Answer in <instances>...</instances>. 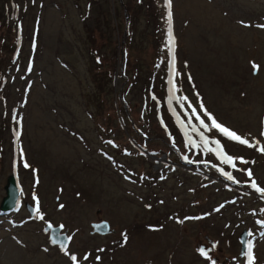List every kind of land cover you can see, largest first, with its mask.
<instances>
[{
	"label": "rangeland",
	"instance_id": "rangeland-1",
	"mask_svg": "<svg viewBox=\"0 0 264 264\" xmlns=\"http://www.w3.org/2000/svg\"><path fill=\"white\" fill-rule=\"evenodd\" d=\"M144 2L154 5L155 18L132 14L134 65L126 81L117 68L122 0H0V16L16 22L18 46L12 62H0V202L9 173L21 186L18 206L0 210V264H248L240 253L244 229L253 234L255 264H264V194L251 187L264 188V152L257 150L264 146V0H172L182 73L176 95L199 112L198 93L220 123L260 141L248 147L206 133L249 162L236 159V168L187 144L168 105L166 0ZM93 64L111 74L89 72ZM120 93L131 116L120 112ZM172 106L188 123V102ZM162 142L174 148L164 153ZM37 198L43 219L27 207L35 209ZM102 220L111 232L93 231ZM47 221L64 225L70 241L63 250L50 243ZM202 246L212 249L211 259Z\"/></svg>",
	"mask_w": 264,
	"mask_h": 264
},
{
	"label": "snow or ice",
	"instance_id": "snow-or-ice-1",
	"mask_svg": "<svg viewBox=\"0 0 264 264\" xmlns=\"http://www.w3.org/2000/svg\"><path fill=\"white\" fill-rule=\"evenodd\" d=\"M35 2V0H33V3ZM166 5L168 8L167 11V20H168V42L166 47L168 48V51L170 53L171 59L169 60L168 63V68H169V80H168V84L170 85L168 91H169V97H168V105H169V111L172 112L176 118V122L179 125V127L182 129L184 136L186 137V142L187 144L191 145L193 148L196 149H202L203 152L205 153H213L215 154V156L217 158H219L224 164H229L231 165L233 168H236L237 165L235 163L236 159H239L242 163L247 164L249 163L247 160H245L243 157H233L231 155H229L225 149H224V145L221 143L220 139H214V138H210L208 135H206V133H212L214 130L215 132H218L219 134H221L223 137L227 138L228 140L231 141H235L239 144L242 145H246L248 147H256L257 144H260L259 140H255L253 142H250L247 138L242 137L240 134H238L236 131L228 128L227 126H225L224 124L220 123L216 117L210 113L207 108L204 106L202 100H200L199 98V94L197 93V99L200 101L199 102V109L200 111H197V107L192 105L191 100L189 99L188 96H177L176 92L179 91V87L177 85L176 82V78L181 76L182 73L178 72L176 70V56H175V47H176V43H175V36L173 35L172 32V16L173 13L171 11V7H172V0H166ZM17 7H19L17 5ZM241 23L243 24L244 22L241 21ZM258 27H264V24L262 25H258ZM254 69H258V65H253ZM28 71H31V65H29ZM188 79L189 81H191V75H188ZM153 99H155V97H153ZM178 101L179 102V106L181 108L184 107L185 102H188V109H185L186 112L189 111L190 109V114L188 115V123H185V121L183 119H181L180 114L177 112L176 108L172 106V102L173 101ZM202 113V114H201ZM193 117L195 118V120L198 122L197 124L192 123ZM207 118V122L206 119ZM12 119L14 121H16V123L19 125L21 124L22 121V117H18L16 115L12 116ZM15 135L17 140H19V137L21 135V132L17 129L15 130ZM194 135L198 136V140L194 139ZM261 135H264V133H261ZM111 143V142H109ZM211 145H214V147H212ZM260 152H264V146H261L259 149H257ZM20 156L21 159H23V149H20ZM187 159V158H186ZM23 166L24 167H30V165L24 161L23 162ZM220 171L227 177V179L234 181L235 183H240L239 180H236L235 177L229 173L224 171L223 169H220ZM240 171H246L247 176L251 177L252 171L251 169H240ZM38 182V180H37ZM251 187L253 189H255L256 191L264 194V188H260L257 186L256 182L253 181L251 183ZM36 208L34 209V211L36 212V215L39 219H43V215L40 214V208H39V199L37 198L36 201ZM61 208H63V205L60 206ZM221 207H223V205H221ZM215 211H219V209H215ZM189 219V218H186ZM259 223L264 224V221H259ZM63 227V226H61ZM101 227H106V225L100 226L98 225L97 228H101ZM250 236L253 235L251 232L248 233ZM261 236L264 237V233H261ZM125 242L127 241V236H124ZM53 243H56V240H53ZM245 243V247H246V251L243 253V255H245L247 257V262L248 264H255V255L253 253V248H254V244L252 243V241H246ZM216 245L214 244L213 247H215ZM61 247L62 250L64 249V245L63 243H61ZM212 249H205L203 246L201 248L198 249V251L205 257L208 259H211L209 257V252ZM98 251H102L98 250ZM71 260L73 262L77 261V256L75 254L71 255ZM84 260L88 259V255H85L83 257ZM97 260L100 259L99 256L96 257ZM212 264H215V261H212Z\"/></svg>",
	"mask_w": 264,
	"mask_h": 264
},
{
	"label": "trees",
	"instance_id": "trees-1",
	"mask_svg": "<svg viewBox=\"0 0 264 264\" xmlns=\"http://www.w3.org/2000/svg\"><path fill=\"white\" fill-rule=\"evenodd\" d=\"M136 1H137L136 3L128 4V2L126 0H122V6L124 7V10H125L124 20H123L124 21V23H123V36L124 37H123V41L118 44V48H117V52L119 53V56L121 58L120 63H117V66H118L117 68H120L122 70L121 73H122L123 77H125L126 81L129 78V72H131V69L129 67L131 65H134L132 62L134 59L133 60L130 59V57L133 54L132 50H133V43H134V40H131L133 38V35H134V29H133V25H132V21H133V18H132L133 15L132 14H135V12H136L137 15L138 14L145 15L146 18L148 19V21L150 20L151 22L155 18V13H154V9H153L154 5L151 2H144V0H136ZM147 4L149 6H146ZM0 26L5 27V29L2 30L3 34L0 33V62H2V60L3 61L8 60V61L12 62L15 58L17 48H18L16 39L11 34V31L15 33V28L17 27L16 22L15 21L10 22V20L8 18L5 17V19H4L3 16H0ZM117 27H118V25H117ZM6 34H8V36ZM147 41H148V39H147ZM140 45H142V48H144V49H145V46H147V44L145 45L142 41H140ZM142 56H143L142 51H140L135 56V61L142 59ZM93 57L95 58V54L93 55ZM95 59H96L95 63H98V66L101 63L103 64V61H102V58L100 55H96ZM10 64H8V62H7L6 68H5L6 70L9 69ZM98 66H97V64H93L90 67L89 72L92 71L93 73H97L98 75H101L102 77H106V76L111 74L107 70L104 72L98 70L100 68ZM2 72L3 71L0 67V77L2 76ZM157 89L158 88H156V90ZM116 98H117V100H120V103H121L120 112L122 111L123 114H126L127 116H131V112L129 110L130 105L127 101H124L123 93H120L119 95L116 94ZM107 121H109L108 118H107ZM96 122L99 126H101V127L103 126L101 120H97ZM106 123H109V122H106ZM134 130H135V128H134ZM143 136H144L143 139H147L149 137L147 134L143 135ZM163 145H164V143L162 142L161 148ZM171 145H173V143H168L167 146L165 145L162 148L163 152L167 153V151L171 147ZM171 148H174V147H171ZM0 155H1V153H0ZM0 160H2L1 156H0Z\"/></svg>",
	"mask_w": 264,
	"mask_h": 264
},
{
	"label": "water",
	"instance_id": "water-1",
	"mask_svg": "<svg viewBox=\"0 0 264 264\" xmlns=\"http://www.w3.org/2000/svg\"><path fill=\"white\" fill-rule=\"evenodd\" d=\"M5 188V195L3 196L1 202H0V210L2 212L9 211L11 209H14L18 206L20 201V191L21 186L19 183L18 176L15 172H11L7 175L6 183L4 185ZM28 209L31 212L32 216H35V211L32 205L28 204ZM103 226L106 225V227L97 228V226ZM63 226V227H61ZM93 231L104 234L111 232L113 229L110 226V223L106 220L93 222L92 223ZM64 225L62 223L60 224H53L49 221H47L43 227V230L48 233L49 241L51 244L59 245L61 247V243L65 246L68 245L70 241V236L63 231ZM247 233L248 231L244 229L240 233L239 241H240V253L243 254L246 251L245 243L247 240ZM53 240H56V243H53ZM62 248V247H61Z\"/></svg>",
	"mask_w": 264,
	"mask_h": 264
},
{
	"label": "bare ground",
	"instance_id": "bare-ground-1",
	"mask_svg": "<svg viewBox=\"0 0 264 264\" xmlns=\"http://www.w3.org/2000/svg\"><path fill=\"white\" fill-rule=\"evenodd\" d=\"M246 264V263H245Z\"/></svg>",
	"mask_w": 264,
	"mask_h": 264
}]
</instances>
